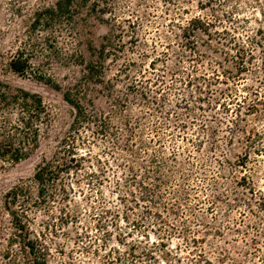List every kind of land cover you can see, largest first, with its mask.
<instances>
[{
  "label": "rangeland",
  "instance_id": "1",
  "mask_svg": "<svg viewBox=\"0 0 264 264\" xmlns=\"http://www.w3.org/2000/svg\"><path fill=\"white\" fill-rule=\"evenodd\" d=\"M56 1L0 0V79L12 91L40 95L50 114L28 160H0V264H12L11 253L20 249L10 243L15 229L6 194L56 157L73 123L63 93L79 83L82 67L53 62L61 91L10 68L34 14ZM192 20L199 28L187 39ZM78 32L88 62L107 54L84 104L111 120L119 140L98 141L92 153L83 152L88 161L70 182L76 188L70 210L81 216L77 230L92 222L87 197L92 205L105 199L120 207L117 193L127 195L126 176L135 174L151 188L160 185L155 191L180 207L181 217L170 216L178 231L194 233L189 239L197 247L183 234L172 239L183 250V264L190 252L201 251L204 264H264V0H90L81 8ZM129 148L135 158L123 150ZM103 176L109 181L102 187ZM60 208L32 215L49 264H100L82 253L75 224L58 221Z\"/></svg>",
  "mask_w": 264,
  "mask_h": 264
},
{
  "label": "trees",
  "instance_id": "2",
  "mask_svg": "<svg viewBox=\"0 0 264 264\" xmlns=\"http://www.w3.org/2000/svg\"><path fill=\"white\" fill-rule=\"evenodd\" d=\"M89 1L57 0L53 6L38 10L10 61L13 72L21 76L29 75L57 91H61V87L51 74L53 62L66 68L80 66L83 68V75L74 88L63 93L64 100L74 109V116L58 154L51 160H43L32 179L21 181L5 196V208L15 229L10 243L20 247L18 251L11 253L9 259L12 264H49L50 254L41 237L33 230L35 218L32 215L36 212L51 213L58 204L61 206L58 221L64 226L75 224L78 239L82 242V253L99 259L100 264H183V250L179 245L173 244L172 239L182 238L180 235L183 234L184 241L197 247L198 241L195 238L189 239L194 233L188 227H184L182 233L179 232L170 216L181 217L180 207H175V204L170 206L165 195L155 191L160 185L151 188L139 181L135 174L126 176L127 195L117 193L120 207L107 206L105 199H98L99 201H95L96 205H92V198L87 197L90 200L88 210L92 222L81 228L82 232L77 230L78 224H81V216L70 210L72 197L76 195V188L70 182L73 175L82 171L88 161L83 152L88 150L92 153L94 148L99 147L98 141L112 138V142L116 144L119 140V130L111 124V120L84 104L88 86L105 71L107 58L103 50L98 61L88 62L82 51L78 18L81 8ZM195 23L196 20L189 22L184 30L185 38H190L195 28H199L192 26ZM90 50L92 55L97 51L92 45ZM239 64L242 69L247 68L246 64ZM130 65L132 63L126 69ZM256 109L253 106L249 111ZM49 122L50 114L40 95L22 89L12 91L0 79L2 162L17 165L28 160L39 148ZM89 133L91 136H87ZM123 150L130 152L131 157L135 158L134 150ZM93 176L97 174L90 175ZM108 181L103 176L97 185L103 187L104 182ZM167 181L161 180L159 183L166 185ZM117 185L121 187L120 181H117ZM138 192L142 194L139 196ZM78 193L82 192L79 190ZM97 194L98 198L100 193ZM182 223L186 225L185 220ZM49 228L45 227L46 230ZM189 255L192 257L187 258L189 264L207 263L203 251L196 254L190 252Z\"/></svg>",
  "mask_w": 264,
  "mask_h": 264
}]
</instances>
